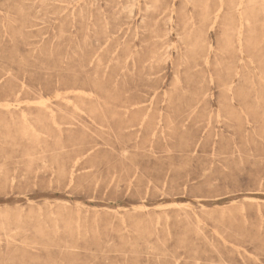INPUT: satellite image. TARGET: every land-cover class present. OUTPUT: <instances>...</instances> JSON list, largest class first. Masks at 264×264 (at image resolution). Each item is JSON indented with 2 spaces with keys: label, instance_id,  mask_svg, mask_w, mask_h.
I'll return each mask as SVG.
<instances>
[{
  "label": "rangeland",
  "instance_id": "1",
  "mask_svg": "<svg viewBox=\"0 0 264 264\" xmlns=\"http://www.w3.org/2000/svg\"><path fill=\"white\" fill-rule=\"evenodd\" d=\"M0 264H264V0H0Z\"/></svg>",
  "mask_w": 264,
  "mask_h": 264
},
{
  "label": "bare ground",
  "instance_id": "2",
  "mask_svg": "<svg viewBox=\"0 0 264 264\" xmlns=\"http://www.w3.org/2000/svg\"><path fill=\"white\" fill-rule=\"evenodd\" d=\"M7 108V107H6ZM8 109V108H7ZM45 109H47L49 111V109L46 107ZM51 113V111H49Z\"/></svg>",
  "mask_w": 264,
  "mask_h": 264
}]
</instances>
